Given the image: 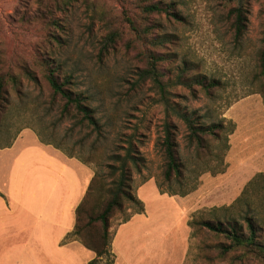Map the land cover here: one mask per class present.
<instances>
[{
    "label": "rangeland",
    "instance_id": "374dc122",
    "mask_svg": "<svg viewBox=\"0 0 264 264\" xmlns=\"http://www.w3.org/2000/svg\"><path fill=\"white\" fill-rule=\"evenodd\" d=\"M152 2L170 6L179 17L161 14L143 19L137 0H121L122 4L118 0H71L68 5L55 0H0V23L4 25L0 71L10 70L6 64L22 63L35 76L32 81L20 69L12 70L21 86L18 90L8 87L0 114V150L12 144L14 153L40 148V156H45L33 153L35 158L26 166L36 160L41 169L51 156L44 146H50L82 162L94 175L98 172L108 185L113 180L112 168H120L122 160L138 152L143 160L141 172L129 163L134 193L140 184L154 180L163 191L182 195L190 190V200L198 201L190 221L186 264H264L248 248L234 247L226 236L199 225L200 221L230 219L248 234L245 219L249 218L257 224L258 240L264 243V98L260 94L264 80L259 65L264 0ZM236 8L244 9L248 20L240 41L235 40L230 15ZM48 9L59 22L50 32L56 39L46 35V23H29ZM124 9L138 27H155V36L163 45L156 52L165 59L160 63L163 85L142 77L145 59L123 17ZM112 33L117 34L114 44L109 42ZM107 43L112 47L104 51ZM38 51L40 60L47 59L60 68L61 78H68L69 90L84 98L93 122L76 110L62 112L64 103L52 99L41 68L33 60ZM198 78L219 86L208 95L195 84ZM184 116L198 125L217 124L224 129L218 138L206 137L202 149L190 142ZM167 127H172L182 163L180 182L165 180L162 146ZM3 154L0 175L7 164ZM245 178L251 179L242 192L225 190ZM142 196L154 202L149 187ZM108 199L106 195L104 202ZM7 211L0 202V234L5 236L0 237V246L40 247V240L30 233L34 226L30 217L15 223ZM128 214L127 209L113 213L111 237L114 224ZM180 230L173 229L172 237L181 236Z\"/></svg>",
    "mask_w": 264,
    "mask_h": 264
},
{
    "label": "crops",
    "instance_id": "0c3cea01",
    "mask_svg": "<svg viewBox=\"0 0 264 264\" xmlns=\"http://www.w3.org/2000/svg\"><path fill=\"white\" fill-rule=\"evenodd\" d=\"M236 135L238 133L234 138ZM14 147L12 144L0 150L4 153L1 157L7 158L0 175V202L14 217L13 222L30 217L34 222L30 233L40 240V247L0 246V264H90L96 259L94 252L78 241L72 240L65 245L62 242L74 230L76 209L94 177L92 170L50 146H44L51 150L50 160L44 168L40 169L36 160L26 166V162L35 158L33 153L40 156V148L14 153ZM250 179L245 178L241 184L225 190L242 192ZM228 181L230 179L225 184ZM147 187L154 202H147L142 196ZM190 193L182 196L163 191L154 180L140 184L135 194L144 204V212L114 224L113 264H186L192 232L191 216L198 209V201L190 200ZM181 223H184L183 230H180ZM173 229L183 234L172 237ZM1 236L5 237L3 233ZM27 236L28 231L25 232ZM105 263L107 259L100 262Z\"/></svg>",
    "mask_w": 264,
    "mask_h": 264
},
{
    "label": "trees",
    "instance_id": "16d2710c",
    "mask_svg": "<svg viewBox=\"0 0 264 264\" xmlns=\"http://www.w3.org/2000/svg\"><path fill=\"white\" fill-rule=\"evenodd\" d=\"M59 3H65L68 5L71 0H55ZM117 1V0H116ZM121 3V0H118ZM122 4V3H121ZM138 8L141 10L143 19H148L152 15L165 14L167 16H176L171 11L170 6H163L160 3H154L152 0H137ZM45 12V14H44ZM123 17L126 23L129 25V29L134 33L136 39L139 42V55L145 59V68L143 69L142 77L150 79L155 83L162 84L164 80V73L160 68V63L164 62V57L158 54L156 51L158 48L163 47L154 33L155 27L148 24H142L138 27L133 20L128 18L126 10H123ZM233 17L232 27L235 34V40L240 41L247 29L248 20L246 18L245 10L242 8L233 9L230 12ZM23 24L27 23V20H22ZM29 23H46V35L50 38L56 39L54 33H50L52 28L57 27L59 22L54 18V11L51 9L45 10L39 14L38 18H34ZM2 25V26H1ZM4 27L0 23L1 28ZM117 34L112 33L109 42L115 43ZM262 49L259 55L260 75L264 80V37L262 39ZM112 47V44L104 46V51ZM34 62H38L37 68L43 73V79L48 83L51 92L52 99L63 102L62 112L64 114L70 113L72 110H76L77 113L83 115V118L93 122V112L85 106V100L81 95L74 94L69 90L70 81L68 78H61L58 71L60 68H56L47 59L40 60V52L34 54ZM10 70L0 71V114L2 113L5 104L7 103L8 87L18 90L21 86V79L18 78L12 70L20 69L25 76L30 80L35 81V76L32 71L25 65L21 64H6ZM200 86L208 95H210L212 89L219 86L217 82L206 83L203 79L198 78L195 82ZM264 98V83L262 84V90L260 92ZM186 121L190 135L189 140L192 144H196L197 147L205 148L206 137L218 138L219 131L224 129L222 125L203 126L195 123L194 120H189L186 116L183 117ZM163 153L166 161L165 168V180L171 183L174 179L181 181L183 178L182 163L177 153V143L172 132V127H167L165 132V138L163 141ZM228 145L225 146V152ZM138 152L129 154L124 160H122V166L120 168H112L111 176L113 180L111 184H107L99 173H95L91 180L87 191L84 195L82 202L76 209V224L72 233L68 234L63 244L69 241H79L85 248L96 254V259L90 264H100V262L107 258V264H113L111 259V217L113 213L118 210L120 212L129 210V214L124 218V222L128 221L133 215L141 214L144 212V204L138 199L131 187L132 171L129 163L140 173L141 165L143 163L142 158L138 156ZM190 190L182 193V196L187 195ZM106 195L109 199L104 202ZM126 203L128 206L126 207ZM247 223L248 234H244V229L235 220L223 221H200L199 225L206 228L210 232L216 234H222L231 240L234 247H246L253 253L259 255L261 259H264V243L258 240V227L255 221L252 219H245Z\"/></svg>",
    "mask_w": 264,
    "mask_h": 264
}]
</instances>
